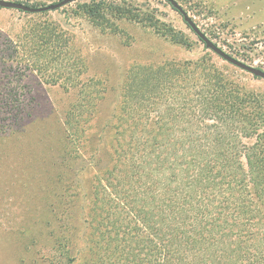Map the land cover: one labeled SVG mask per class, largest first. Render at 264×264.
<instances>
[{
	"label": "trees",
	"instance_id": "obj_1",
	"mask_svg": "<svg viewBox=\"0 0 264 264\" xmlns=\"http://www.w3.org/2000/svg\"><path fill=\"white\" fill-rule=\"evenodd\" d=\"M156 10L131 0H91L85 8L98 26L116 31L115 20L127 19L191 47ZM82 63L55 22L29 21L6 37L0 131L21 122L27 107L14 78L35 72L69 90ZM123 84L116 147L92 187L83 264H264V91L244 92L210 58L138 67ZM78 92L65 116L71 141L93 97ZM54 263L64 264L56 256Z\"/></svg>",
	"mask_w": 264,
	"mask_h": 264
},
{
	"label": "rangeland",
	"instance_id": "obj_2",
	"mask_svg": "<svg viewBox=\"0 0 264 264\" xmlns=\"http://www.w3.org/2000/svg\"><path fill=\"white\" fill-rule=\"evenodd\" d=\"M19 1L42 6L59 0ZM131 1L157 9L160 19L183 31L193 45L173 43L127 19L115 20L116 31L98 26L85 12L91 0L41 15L0 7V44L29 21L55 22L85 67L77 86L69 90L35 72L14 78L12 88L27 107L21 122L0 131V264H55V256L56 262L83 264L89 257L92 187L95 177L110 166L115 116L123 107V83L132 70L210 58L244 92L264 91L263 78L208 49L166 0ZM177 1L226 52L264 69V0ZM6 74L0 68V84L9 80ZM83 88L93 97L85 105L79 136L71 141L65 116Z\"/></svg>",
	"mask_w": 264,
	"mask_h": 264
},
{
	"label": "water",
	"instance_id": "obj_3",
	"mask_svg": "<svg viewBox=\"0 0 264 264\" xmlns=\"http://www.w3.org/2000/svg\"><path fill=\"white\" fill-rule=\"evenodd\" d=\"M77 0H59L55 3H50L44 6H32L21 1L15 0H0V7L5 9H17L20 11L28 13H41L47 11L58 10L72 2ZM170 2L174 8H176L180 14L183 16L184 21L191 27V29L198 35L202 42L205 43V46L212 50L214 53L219 55L225 61L233 64L234 66L253 74L256 77L264 79V69L248 64L235 56L226 52L221 46L215 43L197 24L192 16L185 10V8L177 0H166Z\"/></svg>",
	"mask_w": 264,
	"mask_h": 264
}]
</instances>
